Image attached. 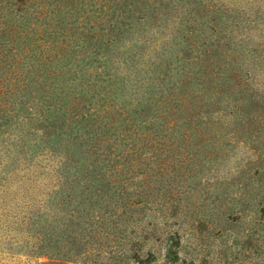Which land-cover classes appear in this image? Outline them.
<instances>
[{"label": "rangeland", "instance_id": "374dc122", "mask_svg": "<svg viewBox=\"0 0 264 264\" xmlns=\"http://www.w3.org/2000/svg\"><path fill=\"white\" fill-rule=\"evenodd\" d=\"M59 1L75 108L0 137V264H264V0Z\"/></svg>", "mask_w": 264, "mask_h": 264}, {"label": "trees", "instance_id": "16d2710c", "mask_svg": "<svg viewBox=\"0 0 264 264\" xmlns=\"http://www.w3.org/2000/svg\"><path fill=\"white\" fill-rule=\"evenodd\" d=\"M19 1L20 4L0 0V137L2 138L9 135L12 127H15L14 131H18V136L19 134L21 136L28 135L38 129L42 130L43 127L49 128L52 126V122L41 123V121L50 119L44 116V111L62 113L63 116L67 117L71 115L70 108H75V98H70V100L67 98L68 93H65L63 85L58 83V71L51 69L54 60L59 57L63 50L61 47L66 41L64 38L66 37L65 32L58 31L57 28L48 23V27L43 29L44 34L38 33V27H41V25L37 26L36 23H33V26H31L32 24L28 22L29 12L33 6L30 2L34 0ZM58 2L60 1L58 0ZM70 2L76 3V0H70ZM44 11L43 8L40 9L41 14H44ZM40 12L38 13L40 14ZM52 13L55 14L56 9L52 10ZM98 18L100 17L98 16ZM36 19L38 20L39 17H36ZM50 19L52 18L50 17ZM19 21L23 22V25L20 26L18 31L15 24ZM78 21L91 23L90 29L94 28L93 23L95 22L88 17ZM14 32L18 35L15 36ZM31 33L34 35H31ZM41 70L43 71L42 74L39 73ZM35 76L42 79V82L39 83V90H42L44 96L29 94V92H32L31 88L33 86L31 84L34 82ZM238 77V72H234L229 76L230 79H237ZM243 82L249 87L247 80ZM243 82L239 79L236 80L239 90ZM33 89L37 90V88ZM59 99L60 104L57 103ZM37 100L40 104L34 106L32 101ZM189 101L191 102V100ZM185 102H182L181 105L186 106L188 101ZM240 105L242 109L248 110L250 107L249 102H243ZM45 106L46 109H44ZM197 106L202 108L203 104L197 102ZM104 133L105 130L103 135ZM88 135H90V132ZM100 135L102 134H96L95 138H91V140L96 139L94 142L92 141L93 143H89L91 148L94 143L97 145V141L103 142V137H100ZM80 154L81 152L78 153V155ZM91 154L94 155L97 152Z\"/></svg>", "mask_w": 264, "mask_h": 264}]
</instances>
